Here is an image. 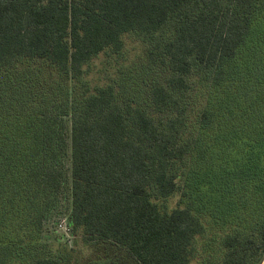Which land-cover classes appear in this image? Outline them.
Returning <instances> with one entry per match:
<instances>
[{"label":"trees","instance_id":"trees-1","mask_svg":"<svg viewBox=\"0 0 264 264\" xmlns=\"http://www.w3.org/2000/svg\"><path fill=\"white\" fill-rule=\"evenodd\" d=\"M165 29L150 111L112 85L75 95L125 34ZM195 75L212 93L190 121ZM65 187L66 227L94 252L81 264H190L209 220L229 229L207 264H261L264 0H0V264H69L40 250Z\"/></svg>","mask_w":264,"mask_h":264},{"label":"rangeland","instance_id":"rangeland-1","mask_svg":"<svg viewBox=\"0 0 264 264\" xmlns=\"http://www.w3.org/2000/svg\"><path fill=\"white\" fill-rule=\"evenodd\" d=\"M166 34H168L166 29L161 30L151 40L133 33L125 34L124 46L120 54L104 52L84 68L82 80L76 84L75 95L83 97L94 93L98 88L112 85L119 103L139 104L150 111L147 99L150 85L154 80L161 81L168 72L159 63H149L147 50L152 44L164 41ZM190 82L192 89L186 96L185 104L188 108V119L195 121L196 110L202 108L212 90L207 87L206 77L202 75L190 77ZM154 116L160 118L158 116L162 115ZM69 168V160L66 157L64 169ZM179 199L180 192L176 191L171 197L158 201V204L162 209L170 211L178 207ZM57 200L55 215L52 214L50 220L45 223L42 238V243L45 245H41L40 250L46 254H63L66 251L71 258L69 264L75 263L76 260L83 262L94 252L91 246L82 240L80 233L72 234L66 227L69 206V193L66 187L60 191ZM204 226V233L196 236L193 241L190 264L218 263L224 256L221 238L229 228L215 225L210 220ZM230 228L234 229L233 226ZM256 262L258 264V258L253 259L249 264ZM261 264H264V258Z\"/></svg>","mask_w":264,"mask_h":264}]
</instances>
